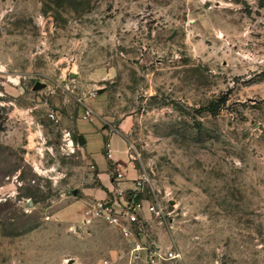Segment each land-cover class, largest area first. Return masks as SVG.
I'll return each mask as SVG.
<instances>
[{
  "label": "rangeland",
  "instance_id": "374dc122",
  "mask_svg": "<svg viewBox=\"0 0 264 264\" xmlns=\"http://www.w3.org/2000/svg\"><path fill=\"white\" fill-rule=\"evenodd\" d=\"M0 264H264V0H0Z\"/></svg>",
  "mask_w": 264,
  "mask_h": 264
},
{
  "label": "built area",
  "instance_id": "2783aa9c",
  "mask_svg": "<svg viewBox=\"0 0 264 264\" xmlns=\"http://www.w3.org/2000/svg\"><path fill=\"white\" fill-rule=\"evenodd\" d=\"M86 113L90 114L89 108L86 110ZM122 177V172L117 171L115 179L118 181ZM136 183L140 184L139 179ZM118 187H115L116 192L121 194L122 190ZM134 187L137 188L138 186L135 185ZM113 189L110 188L113 198H108L107 202L95 200L89 203L88 208L84 211V219L90 221L92 217H101L119 228L120 232L131 244L130 250L134 259H144L153 262L157 258L161 261L163 258L176 257L178 253L174 249L170 248L163 251L159 245L154 244V240L147 233L146 219L138 211L141 203L138 201L134 203L127 201L121 204L119 198L113 193ZM115 203L118 205H115ZM146 209L149 213L160 214L163 208H158L156 204L152 203L147 204Z\"/></svg>",
  "mask_w": 264,
  "mask_h": 264
},
{
  "label": "crops",
  "instance_id": "0c3cea01",
  "mask_svg": "<svg viewBox=\"0 0 264 264\" xmlns=\"http://www.w3.org/2000/svg\"><path fill=\"white\" fill-rule=\"evenodd\" d=\"M97 175H98V178L100 179V182L102 183V185H104L106 187V189H101V192H99V190H97L96 187H92V189L90 191H88V193L93 194L96 192V193H98V195H101V196L107 195L111 186H109V184H108L109 179H108L107 165L106 164L99 167V172ZM110 185H112V184L110 183ZM120 185H121V187H131L132 181H122V182H120Z\"/></svg>",
  "mask_w": 264,
  "mask_h": 264
},
{
  "label": "water",
  "instance_id": "95a60500",
  "mask_svg": "<svg viewBox=\"0 0 264 264\" xmlns=\"http://www.w3.org/2000/svg\"><path fill=\"white\" fill-rule=\"evenodd\" d=\"M74 139H75V137H74ZM78 141L81 143V142H84V138H83V136L82 135H78ZM30 202H29V204H31L32 203V201L31 200H29Z\"/></svg>",
  "mask_w": 264,
  "mask_h": 264
},
{
  "label": "trees",
  "instance_id": "16d2710c",
  "mask_svg": "<svg viewBox=\"0 0 264 264\" xmlns=\"http://www.w3.org/2000/svg\"><path fill=\"white\" fill-rule=\"evenodd\" d=\"M207 108L210 109V110H212V111H214V110H215L214 102H213L212 104H209V105L207 106Z\"/></svg>",
  "mask_w": 264,
  "mask_h": 264
}]
</instances>
